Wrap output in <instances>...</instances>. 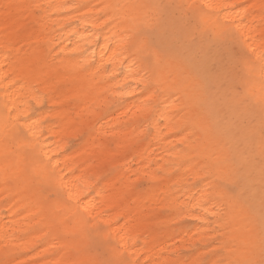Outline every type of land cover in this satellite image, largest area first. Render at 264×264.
Returning a JSON list of instances; mask_svg holds the SVG:
<instances>
[{
  "label": "bare ground",
  "instance_id": "1",
  "mask_svg": "<svg viewBox=\"0 0 264 264\" xmlns=\"http://www.w3.org/2000/svg\"><path fill=\"white\" fill-rule=\"evenodd\" d=\"M37 3L51 5L39 26L29 7ZM5 4L21 7L5 10ZM109 5H124L121 16L152 24L148 52L166 69L162 75L173 73L169 84L176 77L186 81L177 95L158 99L157 89L144 91L142 76L132 75L135 69L128 60L135 49L125 50L123 37L116 35L131 26L109 23ZM189 5L204 6L203 14L197 10L193 18ZM106 10L108 16L103 14ZM181 15L190 19L189 25L182 23ZM220 26L235 33L227 44L240 51L236 60L230 57L225 64L221 60L226 48L220 47L206 73L201 72L202 32ZM6 28L14 43L5 42ZM146 54L135 57L137 67ZM262 55L264 0H0V119L7 111L6 98L8 107L15 104L31 117L28 141L13 143L8 161L0 132L4 264H48L31 259L49 250L57 251L54 264L81 263L79 248L87 245L88 234L79 228L57 227L50 212L68 209L61 201H69L70 195L76 199L69 201L72 207L61 218L78 211L90 227L101 224L96 234L105 239L114 258L183 264L178 245L195 250L191 262L201 255L196 243L207 242L212 254L205 264L244 259L252 236L250 220L260 212L264 109L256 101L264 90V74L259 71ZM253 65L256 71L250 73ZM244 80L247 88H237ZM15 81L20 82L13 87ZM243 91L252 99H234L242 98ZM33 96L39 97V104ZM45 100L52 110H41ZM181 104L185 111L172 115ZM32 109L38 112L32 114ZM189 121L195 127L185 129ZM141 122L144 127H137ZM149 127L151 135L145 136ZM81 134L85 135L77 149L66 152L68 138ZM29 142L37 145L35 151L55 173L50 186L56 193L53 200L27 179L4 183L6 166L9 175L31 170ZM131 162L136 166L131 168ZM141 178L149 182L144 191L136 189ZM190 178L198 183L190 185ZM159 208L170 210L172 216H156L152 211ZM221 213L231 221L222 230L228 233L227 249L222 241L210 242L221 235L213 231L223 223L218 218ZM182 217L196 223L175 232L169 220ZM40 242L41 250L35 251Z\"/></svg>",
  "mask_w": 264,
  "mask_h": 264
},
{
  "label": "snow or ice",
  "instance_id": "2",
  "mask_svg": "<svg viewBox=\"0 0 264 264\" xmlns=\"http://www.w3.org/2000/svg\"><path fill=\"white\" fill-rule=\"evenodd\" d=\"M5 10H11L13 8H20L21 5L18 4H5L3 6ZM32 9V15L34 17V24L39 26L41 22L47 18V9L51 7V5H43V4H33L29 6ZM126 6L124 5H109L107 9L111 11L112 15L109 20V23H119L130 25V28H126L124 32L116 33L118 36H122V43L127 45L125 50L135 49L134 52L130 54L128 60H131L132 63L130 68H134L135 71L132 72V75L135 76H142V82L144 83V91L151 92L153 89H157L156 96L159 99L160 97L165 96H175L178 92L181 91L182 86L185 85L186 81L179 77L173 79L172 83H168V80L173 77L172 72H167V75H162L165 72V68L161 67L160 61L157 58L155 61L153 60V54L148 52V38L151 34L149 29L152 27L150 22L138 23L137 18L134 16L124 15L121 16L120 10ZM160 7V6H154ZM174 7L183 8V5H176ZM188 8L192 10V16L195 17L196 11L199 10L201 14H203L204 6L201 5H189ZM106 10L103 14L105 16L109 15V11ZM218 15V14H217ZM199 27V25H197ZM203 43L199 48L200 54V65L199 70L201 72L207 71L208 63L213 59V57L217 54L220 47L227 44L230 39L236 37L235 33L227 26H220L218 29H206L202 32ZM4 40L6 43L8 42H15L12 40V37L8 33L7 28L5 29L4 33ZM59 46L58 44L56 45ZM51 51H55V48H52ZM147 52L146 55H142L140 66L137 67V60L135 57L138 54H144ZM247 56V53H243ZM261 64L259 66V71L261 74H264V55L261 57ZM124 63H128V61H124ZM256 71L255 66L253 65L249 72ZM204 80H208V76H204ZM20 81H15L13 83V87L15 83H19ZM237 88L239 89H246L247 83L246 81H241L238 83ZM184 91L187 92V89L184 88ZM130 95V94H129ZM33 99L36 100V103H40V99L37 96H33ZM179 99H184V97H180ZM207 99V98H205ZM234 99H252L251 96L246 92L243 91V97H237ZM257 104L260 105L261 109H264V90H262L261 96L256 101ZM4 108L7 109L6 113H3L2 119H0V132L3 133V141L5 145V152H4V159L8 161L12 155L11 151L9 150L13 143L19 144L21 141H28V130H30V125H28L27 121L31 119L28 116L27 112H21L19 107L13 104V107H8V100L7 98L4 101ZM2 111V110H0ZM185 111V107L181 104L180 107L176 109L172 115H179L181 112ZM137 127H144V122H141L137 125ZM187 127H195V125L189 121L185 124V129ZM202 131L204 129H201ZM144 135L148 136L151 135V129L146 128L144 131ZM262 137H264V130H262ZM27 147L33 151V165L31 170H24L18 172L15 175L8 174V167L6 166L4 169V183L5 184H14L20 183L23 179H27L31 182L32 185L38 186L43 188L45 184L51 186L55 180V173L53 171H49L47 162L43 160V158L36 152L37 145L32 144L29 142ZM261 167H260V191H259V198H260V212L259 215L256 216L254 213L250 220L251 223V239L250 243L246 246V251L244 255V259L230 262V264H264V138L261 140ZM211 163L209 167H212ZM208 177L205 176V179ZM229 191H233V189H229ZM256 193L253 192V197H255ZM72 199H76V197L71 196L69 197V201ZM69 201H61L62 203L68 205V209L72 207ZM37 203H43L38 201ZM68 209L58 210L56 208L50 209L51 215L53 217V223L57 227H65V228H79L85 231L90 237L93 233H99L101 229L97 226L95 228L89 227L90 221L83 217L81 213L78 211L73 213L67 219L61 218L63 216L64 211ZM43 210V209H42ZM207 211V209H205ZM213 215H217L214 213ZM227 213L219 214L218 218L223 221L220 228L213 229V231L221 232L213 243H217L218 241H222V248L227 249L229 247L230 241L225 239L228 235L226 230L229 226L231 221L227 218ZM70 236L75 235V232L69 233ZM114 252V256H115ZM86 264H139L138 261H130V260H123L119 258H109L103 260H97L94 262H86Z\"/></svg>",
  "mask_w": 264,
  "mask_h": 264
},
{
  "label": "rangeland",
  "instance_id": "3",
  "mask_svg": "<svg viewBox=\"0 0 264 264\" xmlns=\"http://www.w3.org/2000/svg\"><path fill=\"white\" fill-rule=\"evenodd\" d=\"M182 19V23L184 25H189L190 22L188 20H190L189 18L181 15L180 16ZM225 48H226V56L221 60L223 63L227 64L228 60L231 58H233L234 60H236V56L238 54H236L237 52L240 51V49L235 45H229V44H225ZM197 55V54H196ZM53 106L51 103H49L48 101H44L41 105V110L43 111H50L52 110ZM38 110L37 109H32L31 113H37ZM47 121H51V119H48ZM100 121V120H98ZM97 121V122H98ZM85 134H81V135H77V136H72L69 137L67 140V145L65 148L66 152L69 151H73L74 149H77L78 144L82 141V138L84 137ZM145 138V137H144ZM177 146H180L179 144H177ZM136 164L131 162V168L135 167ZM178 171H174V174H176ZM109 173V172H108ZM198 183V180L196 179H192L190 178L189 180V184L190 185H196ZM149 186V182L145 179V178H141L137 181L136 183V189L138 191H144L148 188ZM226 186V183H225ZM42 189V193L44 194L45 198H47L48 200H53L56 197V193L51 190L50 186L44 185ZM5 204L4 201H2V205ZM144 204L147 206L149 203L147 201L144 202ZM5 212V210H4ZM153 213H155L156 216L160 217V216H168L171 214V211L165 208H159L156 211H152ZM172 215H170L169 217H171ZM196 223V220L191 219L189 217H182V218H173L169 220V227L172 228L173 230L175 229V232L179 229L182 228L183 226L187 229H191V227ZM99 227L102 228L100 226H102L101 224L97 223L96 226H91V227ZM90 227V226H89ZM156 230H160L162 229L161 226H156L155 227ZM213 240H211V244H215L212 242ZM40 243H38V245H36L35 251H40L42 248V245H40ZM196 247L200 248L201 250H199L201 252V257L199 256L198 261L194 260L190 262V257L193 255L192 253L195 251L193 248H186V247H181L180 245L177 246V251H178V255L183 258V264H205V260L209 257V255L212 254V249H211V245H208L207 242L204 243H196ZM79 255H82V258L79 260L81 261L80 264H86V262H94L97 260H103V259H109V258H114L110 251L106 248L105 246V239L96 234L93 233V235L90 237L88 235V243L87 245H85L82 249L79 248ZM32 253V250L29 251L28 255H30ZM57 251L56 250H49V251H45L42 254H39L36 257H33L31 260L33 262L36 261H40L41 263L44 261H47L48 264H54L53 258H55ZM192 254V255H191ZM122 256L125 258L126 254L123 253ZM139 259H137L138 261ZM6 262V258L3 256H0V264H4ZM28 264V262H27ZM67 264H71L70 262H68Z\"/></svg>",
  "mask_w": 264,
  "mask_h": 264
}]
</instances>
